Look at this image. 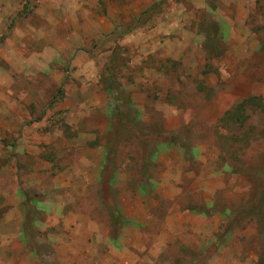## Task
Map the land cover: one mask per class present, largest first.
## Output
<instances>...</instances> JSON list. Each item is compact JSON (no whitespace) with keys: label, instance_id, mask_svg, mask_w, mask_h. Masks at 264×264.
Masks as SVG:
<instances>
[{"label":"rangeland","instance_id":"374dc122","mask_svg":"<svg viewBox=\"0 0 264 264\" xmlns=\"http://www.w3.org/2000/svg\"><path fill=\"white\" fill-rule=\"evenodd\" d=\"M0 264H264V0H0Z\"/></svg>","mask_w":264,"mask_h":264},{"label":"trees","instance_id":"16d2710c","mask_svg":"<svg viewBox=\"0 0 264 264\" xmlns=\"http://www.w3.org/2000/svg\"><path fill=\"white\" fill-rule=\"evenodd\" d=\"M238 108H236V109H238ZM230 117H235L237 120H239V117H241V114H239L238 112H231ZM22 195L25 196V193H22ZM25 198H26V196H25Z\"/></svg>","mask_w":264,"mask_h":264}]
</instances>
